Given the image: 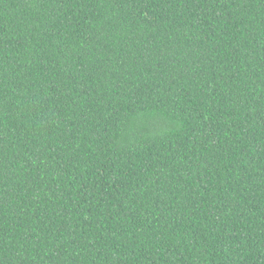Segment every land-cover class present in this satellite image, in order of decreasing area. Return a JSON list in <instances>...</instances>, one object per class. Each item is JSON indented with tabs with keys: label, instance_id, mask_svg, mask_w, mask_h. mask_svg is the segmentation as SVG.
I'll return each instance as SVG.
<instances>
[{
	"label": "trees",
	"instance_id": "16d2710c",
	"mask_svg": "<svg viewBox=\"0 0 264 264\" xmlns=\"http://www.w3.org/2000/svg\"><path fill=\"white\" fill-rule=\"evenodd\" d=\"M0 264H264V0H0Z\"/></svg>",
	"mask_w": 264,
	"mask_h": 264
}]
</instances>
